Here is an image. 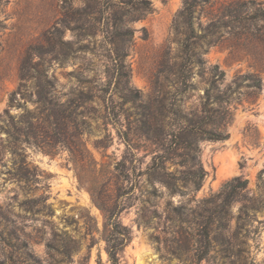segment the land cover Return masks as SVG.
Listing matches in <instances>:
<instances>
[{
  "label": "rangeland",
  "instance_id": "rangeland-1",
  "mask_svg": "<svg viewBox=\"0 0 264 264\" xmlns=\"http://www.w3.org/2000/svg\"><path fill=\"white\" fill-rule=\"evenodd\" d=\"M185 5L0 0V113L29 56L51 62L62 102L94 97L79 109L82 144L71 127L54 154L42 144L14 155L1 134L0 264H111L116 219L131 234L120 264H264V20L224 15L264 0H205L191 26ZM212 81L227 93L216 102L205 96ZM201 165L197 191L188 174ZM225 165L235 172L220 178ZM236 178L248 186L228 217H202Z\"/></svg>",
  "mask_w": 264,
  "mask_h": 264
},
{
  "label": "trees",
  "instance_id": "trees-1",
  "mask_svg": "<svg viewBox=\"0 0 264 264\" xmlns=\"http://www.w3.org/2000/svg\"><path fill=\"white\" fill-rule=\"evenodd\" d=\"M204 1L186 0L185 9L180 16L187 20L189 19V26L192 25L193 14ZM253 6L252 9L256 8V5ZM89 9L92 10L91 7ZM89 9H85L86 15L92 13L89 12ZM136 10L144 13L147 11V8L140 4ZM114 13H117V11H114ZM224 15L239 19L241 22H248L255 19L264 20V10L259 8L253 10V13H248L242 11L237 12L231 7H227L224 9ZM128 34L132 35L130 30L121 34L116 32L113 36L124 37ZM51 40V38H48V41L51 42ZM186 52H189L187 46ZM50 66L51 62H46L42 57L39 61L35 62L29 56L22 62L20 66L19 86L10 93L9 107L3 113H0V157L5 153L4 141L1 137L3 132L7 135V143L10 145V151L14 155H20L19 153L23 151L24 145L41 148L42 144L46 153L54 154L57 145L63 143L71 127L74 129L73 137L78 143L82 144L79 139L81 135L79 130L81 127H87L88 123L83 119L85 113L82 111L79 112V109H84L85 106L91 104L94 97L82 94L76 99L69 98L65 102H62L61 97L57 93L58 81L56 78H51L48 75ZM216 92L219 95L214 96ZM220 93L223 95L227 94L220 92V88L216 85V82L212 81L210 87L205 91V96L208 101L213 100V102H216L221 97ZM28 103H33L36 108L31 111L28 108ZM14 109L22 113L12 114V110ZM225 113L229 112L227 111ZM203 125L204 123H201L198 129L209 139L215 141L227 139V135L207 130L203 128ZM205 125H207V122H205ZM197 150V148L194 149L195 152ZM207 176L208 173L201 165L197 170H189L188 179L193 183L196 190L199 191ZM247 186L248 181L241 180L240 178L226 183L221 193L206 200V203L210 204L212 208H206L205 213L207 217L205 215L202 217L207 218L211 223L226 219L230 214L232 202L247 189ZM245 198L247 197L245 196ZM245 209L257 213L260 208L253 204L250 207L245 206ZM113 215L111 214L109 217L110 221H112ZM117 220L110 223L112 234L108 240L107 253L111 264H120V254L131 240L129 230ZM207 235H209V232Z\"/></svg>",
  "mask_w": 264,
  "mask_h": 264
},
{
  "label": "bare ground",
  "instance_id": "bare-ground-1",
  "mask_svg": "<svg viewBox=\"0 0 264 264\" xmlns=\"http://www.w3.org/2000/svg\"><path fill=\"white\" fill-rule=\"evenodd\" d=\"M235 172L234 166L233 165H225L220 171H219V176L220 178H227L231 174Z\"/></svg>",
  "mask_w": 264,
  "mask_h": 264
}]
</instances>
